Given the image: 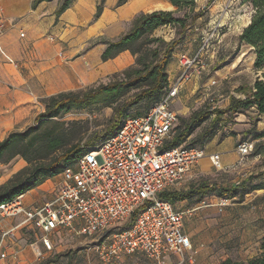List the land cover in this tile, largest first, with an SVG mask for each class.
I'll return each mask as SVG.
<instances>
[{"label":"crops","instance_id":"obj_1","mask_svg":"<svg viewBox=\"0 0 264 264\" xmlns=\"http://www.w3.org/2000/svg\"><path fill=\"white\" fill-rule=\"evenodd\" d=\"M34 1L0 0V17L5 23L3 30L0 31V141L13 131H23L27 126L35 123L37 116L45 110V98L60 92H78L102 82L107 83L114 74L132 66L136 57L130 50H124L107 60L103 59L102 55L108 41L128 32L136 16L141 12L173 9L168 0H128L123 4H120L119 0H73L68 8L60 12L64 0H45L36 6ZM235 1L213 0L210 14L217 21L221 16L226 17L225 14L232 12L229 7ZM199 4H201L200 0H197V9ZM247 7L250 11L245 14L247 21L243 29L250 23L253 14L251 6ZM239 17L242 18L244 15L240 13ZM162 27H171V25ZM186 42L188 53H195L199 49L191 38L188 37ZM249 47L253 50L251 46ZM178 69L180 65L173 58L168 66L171 83L174 82ZM195 82H198L196 74L184 86L188 88ZM252 118H258L257 132L263 134L264 114L257 115L256 110L251 109L246 113L235 115V123L224 128V131L227 129L230 132L219 131L215 134L203 147L205 155L191 168L187 177L168 189L185 191L203 181L226 186L246 178L242 177L233 182L232 174L235 170L241 171L247 168L251 162L250 156L241 159L237 145L243 140L241 136L249 129ZM259 138L252 140L257 141ZM212 153H219L222 167L213 164L210 159ZM252 154L257 160L264 158L262 148L259 153ZM263 170L264 166L261 171ZM51 178L24 194L22 200L24 206L40 205L53 197L55 184ZM261 190L264 188L254 191ZM219 198L217 195H211L203 200L190 197L172 204L176 210H183ZM217 209L215 206H203L186 218L184 231L189 235L191 245L186 249L185 259L175 254H168L167 261L172 264H221L228 259L247 261L260 253L264 233L259 236V244L254 254H250L249 249L243 253L240 246L237 249L222 246L225 250L221 251L220 254L223 253V256L219 257L217 230L208 229V226L217 223L215 214ZM24 219V215L5 217L0 213V239L4 232L12 230L4 239L7 257L0 259V264H44L47 259L56 256L61 262L52 261L47 264H105L100 259L91 260V254L95 252L96 238H90L94 242L93 245L81 249L69 263L70 258L64 256L67 254L63 253L64 250L67 248L68 251L73 250L71 245L75 244L74 240L82 242L86 238L67 230L51 234L53 248L45 251V257L39 260L36 246L45 250L44 245L39 241L41 232L32 224L24 223ZM257 220H261L259 225L264 224V213ZM252 229L255 230L256 226L248 225V232ZM87 243L88 240L80 246ZM221 243H224L223 239ZM245 245L249 246V243ZM78 256L83 257L85 261L78 262ZM108 264L158 263L139 252Z\"/></svg>","mask_w":264,"mask_h":264},{"label":"built area","instance_id":"obj_2","mask_svg":"<svg viewBox=\"0 0 264 264\" xmlns=\"http://www.w3.org/2000/svg\"><path fill=\"white\" fill-rule=\"evenodd\" d=\"M4 26L0 17V31ZM208 45L206 40L195 53L182 52L180 74L159 102L146 114L127 118L116 134L66 167L55 180L50 200L26 207L22 194L0 204L2 216L24 215V223L40 230L39 241L45 250L36 246L39 260L53 248L51 234L67 230L96 238V255L105 264L139 252L158 264H172L166 255L185 259L191 245L184 231L186 218L203 206H215L222 211L230 204L232 199L220 197L176 210L171 202L159 198L162 191L183 181L205 155L201 147L180 145L166 149L165 145L173 137L178 120L176 98L183 83L205 69L203 53ZM254 149L255 141L251 139L237 145L242 160ZM210 159L216 167H222L219 153L210 154ZM137 210L139 215L131 226L109 234L113 228L126 224ZM11 231L4 232L0 239V259L7 257L4 239Z\"/></svg>","mask_w":264,"mask_h":264},{"label":"trees","instance_id":"obj_3","mask_svg":"<svg viewBox=\"0 0 264 264\" xmlns=\"http://www.w3.org/2000/svg\"><path fill=\"white\" fill-rule=\"evenodd\" d=\"M42 1L45 0H35L34 5L36 6ZM72 1L64 0L59 11L62 12L68 8ZM127 1L119 0V3L123 4ZM168 1L173 9L141 12L136 16L133 26L128 32L117 39L108 41L107 48L102 55L103 59L107 60L124 50H130L136 57L132 66L114 74L107 83L102 82L78 92H60L45 98V110L37 116L36 125H32L23 131H13L4 140L0 141V161L11 151L12 154L9 157L12 158L20 154L31 163L17 172L7 183L0 186V204L25 194L36 185L44 182L48 177H52L66 167L73 165L76 159L85 151L95 148L98 144L116 134L127 118L146 114L159 102L171 84L168 66L174 58L175 49L187 39L188 29L197 24L198 20L206 14L207 8L197 10V0ZM211 2L212 0L209 1L207 6ZM242 3H248L253 9L250 23L239 35V44H247L254 50V68L257 73L254 83L250 86L240 85L237 87L236 92L243 96L233 95L225 107L194 111L189 119L183 121L182 125L174 127L173 137L167 141L166 149L180 145L203 148L219 132L218 128L224 126L225 120L233 119L235 115L246 113L251 109H255L257 115L264 114V0H242ZM169 25L177 28V37L168 42L153 37L152 40L165 44L163 48L157 46L154 49H144L141 40L145 36L159 27ZM131 90L138 91L132 98L119 102V99ZM143 102L149 103L146 112L129 115L133 107ZM95 105L109 106L114 110V118L105 137L101 138L96 134L84 142L73 141L64 146L62 136L65 129H62L59 132L52 131L43 135L38 133L28 139L33 132L40 130L46 120L61 117L72 109H86ZM210 116H214L212 127L206 128L195 139L188 141L195 129L209 119ZM257 122L258 118L253 119L251 128L244 133L245 136L254 138L264 136V133L258 134ZM23 143L24 148L20 147ZM36 147L39 149L48 147L50 153L47 157H37L36 155V157L31 158L27 150L36 149ZM260 149L259 143L255 144L253 153H259ZM261 188H264V170L256 174H250L239 182L226 186L203 181L185 191L167 189L159 194V198L176 203L190 197L203 200L211 195H217L242 201L248 193ZM139 212L140 210H137L133 213L124 228H128L136 221ZM260 249L259 254L247 261L228 259L221 264H264V238L261 240Z\"/></svg>","mask_w":264,"mask_h":264},{"label":"rangeland","instance_id":"obj_4","mask_svg":"<svg viewBox=\"0 0 264 264\" xmlns=\"http://www.w3.org/2000/svg\"><path fill=\"white\" fill-rule=\"evenodd\" d=\"M209 1L210 0H200L201 4L198 5L199 8L197 10L205 9L207 7L206 14L198 20L194 27H190L187 32V38H191L192 42L198 45V48H200L204 41L207 40L209 45L203 53V59L206 63V67L201 74H198L197 83L195 82L193 86H189L188 88H185L184 86L192 80V76L195 75L193 74L190 79L185 81L180 89L179 95L177 96L174 104V108L178 113V120L175 123V126L182 125L183 121L189 119L192 113L196 110L225 107L228 105L227 103L233 95L243 96L242 94L236 92L237 87L240 85L250 86L254 83L257 77V73L254 68L255 54L253 50L246 44H239V35L241 34L243 26L247 21L245 14L250 11L247 7L249 4L242 3V0H236L235 3L231 4V7H229V9H232L233 13L230 11L228 14H225L226 17L221 16V18L217 21L215 20V17H212L210 14V8L212 7L213 0L210 6H207ZM240 13H242L244 17L240 18ZM153 37H158L163 41L168 42L177 37V28L175 26L162 27L148 34L145 38H143V40H141V43L144 44V49H154L157 46L163 48L165 44L160 41L152 40ZM186 43L187 42L185 40L175 49L174 59H176L178 65L179 55L182 52H188L189 48L185 47ZM179 72L180 69L177 70L178 74ZM174 73L175 72H172V74ZM178 74L176 75L175 80L173 79L174 82L176 81ZM137 91L138 90H131L124 97L119 99V102L132 98ZM148 104V102H143L133 107L130 110L129 115L146 112ZM113 118L114 110L109 106L95 105L86 109H72L71 111L64 113L61 117L46 120L40 130L38 132H33L28 139L34 137V135L38 133L43 135L52 131L59 132L62 129H65V133L62 136V143L64 146L69 145L73 141L84 142L86 139L96 134L103 138L107 135L109 125L111 124ZM213 119L214 116H210L209 119L196 128L188 141L195 139L206 128H211L214 122ZM253 119L255 118H252V121ZM252 121L249 128L252 126ZM234 123L235 116L233 119L225 120L224 126L219 127L218 130L223 133H225V131L230 132V130L227 129L224 131V128L226 127L225 125L230 126ZM36 124L37 123L35 122L27 126V128ZM241 139L252 140L254 137L245 136L243 134ZM24 143L20 147H23ZM257 143H259L261 148L264 150V137L255 141V144ZM27 151L31 158L36 157V155L37 157H47L48 153H50L48 147H44L42 149L36 147V149L31 148ZM10 154H12L11 151L6 154L3 160L0 161V186L7 183L17 172L31 164L20 154L15 155L12 158L9 157ZM249 156V161H251L249 166L241 171L235 170L232 174L233 182L242 177H247L250 174H256L263 169V157L257 160L252 153ZM61 175L62 171L52 176V178L48 177L47 179L51 178L55 184V180ZM263 213L264 190L252 191L248 193L242 201L232 200L223 211H219L217 209L215 211L217 223L208 226V229L217 230L216 237L218 238L217 247L219 254L221 251L225 250L222 246H227L226 248L229 249H237L240 246L243 253L245 250L249 249L250 254H254L259 244V236L264 233V224L259 225L261 220H257V218L263 215ZM126 224L113 228L109 231V234L123 229ZM248 225H255L256 229H252L251 232H248ZM221 239L224 241L223 244L221 243ZM86 240H88V243L80 246L81 243H84ZM74 241L75 244L71 245L73 250L68 251L67 248L63 252L67 253L64 255L65 257L68 256L70 258L69 263H71L74 255L78 254L81 249L89 248L94 243L90 240V238H86L82 240V242L77 239ZM247 242L249 243V246L245 245ZM92 251L94 252V250ZM222 256L223 253L220 254L219 257ZM77 258L78 262L85 261V259L81 256H78ZM91 260L99 261L95 252L94 254H91ZM52 261L55 263L61 262V260H59L56 256L47 259L44 264Z\"/></svg>","mask_w":264,"mask_h":264}]
</instances>
